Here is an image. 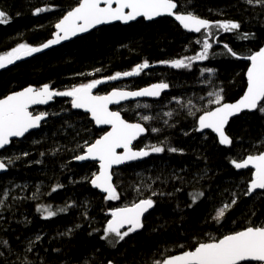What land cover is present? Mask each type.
Masks as SVG:
<instances>
[{"label": "trees", "instance_id": "trees-1", "mask_svg": "<svg viewBox=\"0 0 264 264\" xmlns=\"http://www.w3.org/2000/svg\"><path fill=\"white\" fill-rule=\"evenodd\" d=\"M175 2L180 13L213 23L234 21L241 28L231 33L211 29L218 38L209 41L213 47L208 59L193 62L190 70L173 69L162 62L197 55L203 48L197 41H203L205 30L199 35L190 34L169 17L102 27L45 54L0 68V98L29 86L39 89L47 84L65 91L96 79L105 80L94 89L98 95L138 90L161 82L169 85L157 101L129 102L117 108L127 121L139 122L149 129L137 146L162 145L165 152L152 153L144 161L114 171L119 199L113 201L88 182L98 173V164H80L74 159L107 129L97 127L89 114L72 108L69 97H57L48 108L32 110L35 114L47 112L49 119L38 132L0 150V159L13 161L0 176V202L5 205L0 209V241L8 242L7 246L0 243V264H22L25 258L32 264H154L192 250L198 243L264 225V194L245 195L253 171L236 170L230 163L264 151V114L256 110L233 119L227 130L233 140L231 146L220 145L211 132L195 130L196 118L217 106L208 103L212 99L209 92H220L223 103L244 95L251 62L243 57L264 48V5L248 4L246 0ZM79 3L80 0H0V11L9 19L0 25V57L21 45L38 47L51 40L55 24ZM39 8L48 10L36 14ZM245 33L254 38L240 39ZM225 44L241 58L231 55ZM145 61L150 67L139 75L106 79L133 71ZM205 68L213 72L202 75ZM177 99L184 102L183 107ZM189 100L195 116L188 114ZM138 103L151 107L137 108ZM167 112L173 115H164ZM144 115L153 119L143 121ZM151 128L160 131L148 142ZM170 147L181 151L169 152ZM57 184L63 188L52 192ZM5 192L7 199H3ZM197 192L204 196L190 207V193ZM233 194L237 203L217 222L213 219L215 213L225 203H231ZM145 198L153 199L155 205L145 217L143 229L115 247L101 239L111 211ZM69 204L72 206L67 212L49 220L42 219L36 211L38 205H51L57 210ZM68 229L72 230L70 235H62ZM37 235L43 239L35 241ZM109 239L114 241L112 236ZM33 241L32 251L27 252Z\"/></svg>", "mask_w": 264, "mask_h": 264}, {"label": "snow or ice", "instance_id": "snow-or-ice-1", "mask_svg": "<svg viewBox=\"0 0 264 264\" xmlns=\"http://www.w3.org/2000/svg\"><path fill=\"white\" fill-rule=\"evenodd\" d=\"M246 2L248 4L255 2L264 5V0H246ZM177 7L178 4L175 0H80L78 6L68 11L55 24V28L58 30L56 38L45 43L43 48H49L52 45L60 43L61 40H68L78 33L88 32L97 25L113 21L128 23L129 21L136 20L138 17L151 21L156 17L168 15L174 16L175 20L190 32L201 33L202 30H205L203 41H197L203 44L202 51L197 55L162 62L173 69L190 70L193 62L208 59L209 52L213 47V44L209 41H215L218 38L211 29L216 28L224 33H231L241 28L240 23L234 21L213 23L193 14H178L174 12ZM47 10V8H39L36 10V14ZM8 22L7 14L4 11H0V25L7 24ZM252 38L254 36H249L247 33L240 36L242 40ZM224 48L231 55L241 58L227 44L224 45ZM40 51H42V48L21 45L8 55L0 57V68H4L6 64L19 60L21 56L31 55ZM243 58L251 62V66L247 71L246 94L237 103H223V96L220 92H209L208 96L212 97V99L208 103L215 104L217 107L212 110H204L196 118L197 128L195 130L203 132L206 129H210L217 134L219 144L224 146H231L233 144L232 138L225 132V126L231 117L244 110H258L261 114H264V103H262L264 102V48L255 54ZM149 67L150 64L145 61L133 71L116 73L106 79L117 80L122 76H136ZM96 71H99V69ZM204 72L212 73L213 69H202L201 74L203 75ZM104 82L105 80L96 79L65 91L52 89L46 84L39 89L28 87L23 91L7 96L5 99H0V149H4L9 145L12 142V138L23 137L30 130L41 127V121L46 119L47 114H33L29 111L32 105L48 104L55 97H69L71 98L72 108L83 109L85 112L90 113L96 125H109L111 127V130L107 131L99 139H96L91 144H86L84 153L75 156L74 159L78 161H97L99 163V172L94 173L93 178L88 182L105 193L107 200H118L119 193L112 182L113 174L111 169L113 166L128 161L139 160L148 157L152 153H163L165 152V147L162 145H150L139 151L133 150V141L141 135L146 134L149 129L139 122H128L122 118L119 111H111L109 105L119 104L121 101L139 97L159 98L161 93L169 88V85L161 82L135 91L119 90L112 91L108 95H94L93 90ZM177 103L181 104L182 107L184 106V102L181 100L177 99ZM187 105L189 106L188 114L195 116V113L191 110L192 101L189 100ZM136 107L149 108L151 106L138 103ZM164 115L171 117L173 113L167 112ZM141 119L143 121H151L153 117L144 115ZM150 131L155 133L159 132L160 129L151 128ZM118 149H123V151L120 152ZM167 151L177 152L181 150L170 147ZM27 155L28 153H24V156ZM16 159H19V157H16ZM12 162V159H0V172L7 171ZM230 163L236 170L253 169L252 178L245 195L252 196L257 190H262V194H264V151H261L259 154H249L240 161L232 159ZM60 188H63V185L57 184L52 188V192H56ZM137 191L139 192L140 190L137 189ZM153 195H157V193L153 192ZM190 196L192 204L189 206L191 207L204 196V193H190ZM233 196L234 198L231 203H225L222 208L217 210L213 217L217 222H220L225 217L226 212L237 203L235 194ZM7 198L8 193H3V199ZM154 205L155 201L153 199L145 198L133 203L130 207L118 208L111 211V219L107 222L104 229L105 234L101 239L108 241L110 245L115 247L116 243L124 241L130 234L144 227L142 218ZM71 206L69 204L66 207L53 210L51 205H38L36 211L41 214L42 219L49 220L56 217L59 213L67 212ZM4 207L5 205L0 202V209ZM76 227H79V225ZM122 229L126 230L121 231ZM71 231V229H68L62 235L68 236ZM110 236L114 238V241L109 239ZM42 239L43 237L40 235L35 237V241ZM35 241L29 243V246L26 248L27 252L32 251V244ZM0 243L5 246L8 245L6 240L0 241ZM55 251L59 252L60 249H55ZM2 256L3 253L0 252V257ZM248 262L264 264V225L259 227L249 226L245 230L224 235L220 239L198 243L192 250L184 251L180 255L172 256L163 261L156 260L154 264H248ZM22 264H32V262L25 258ZM109 264H112V262L109 261Z\"/></svg>", "mask_w": 264, "mask_h": 264}, {"label": "water", "instance_id": "water-1", "mask_svg": "<svg viewBox=\"0 0 264 264\" xmlns=\"http://www.w3.org/2000/svg\"><path fill=\"white\" fill-rule=\"evenodd\" d=\"M78 6V5H77ZM115 6V5H114ZM74 9V8H73ZM72 9V10H73ZM174 12L175 13H178V14H185L186 15V13H180V12H178V7H177V9H175L174 10ZM67 14V13H66ZM65 14V15H66ZM165 17H169V18H171V19H173L176 23H178L182 28H183V26L178 22V21H176L175 20V18H174V16H168V15H163V16H160V17H156V18H154L153 20H151V21H149V20H147L146 18H143V17H138L136 20H134V21H129L128 23H124L123 21H113V22H111V23H107V24H102V25H97L96 27H94V28H91L88 32H84V33H78L77 35H75V36H73V37H71L70 39H68V40H61L60 41V43H58V44H55V45H52V46H50L49 48H46V49H44L43 48V45L45 44H42V45H40V46H38L39 48H42V51H40V52H36V53H32L31 55H24V56H21V58L19 59V60H15L12 64H18V63H21V62H24V61H27V60H30V59H32V58H35V57H37V56H39V55H42V54H45V53H47V52H49V51H51V50H53V49H56V48H59V47H61V46H63V45H66V44H68V43H70V42H72V41H74V40H76V39H78V38H81V37H83V36H86V35H88V34H90V33H92L93 31H95V30H97V29H100V28H102V27H106V26H112V25H116V24H121V25H124V26H126V25H130V24H132V23H135V22H137V21H139V20H141V19H144L145 21H147V22H153V21H156V20H158V19H161V18H165ZM63 18V17H62ZM200 18V17H199ZM56 29V28H55ZM184 29V28H183ZM185 31H187L188 33H190V34H194V35H199V34H201L204 30H202L201 31V33H195V32H190V31H188L187 29H184ZM58 30L56 29V32H57ZM56 32H55V34L53 35V38L51 39V40H54L55 38H56ZM50 41V40H49ZM48 41V42H49ZM48 42H46V43H48ZM152 86V85H151ZM151 86H147V87H151ZM29 87H34V86H29ZM28 87H26V88H24V89H22V90H20V91H23V90H25V89H27ZM34 88H36V87H34ZM51 88V87H50ZM146 88V87H145ZM37 89V88H36ZM141 89H143V88H141ZM138 90H140V89H138ZM247 90V89H246ZM20 91H17V92H13V93H11V94H9V95H12V94H15V93H18V92H20ZM94 91V90H93ZM115 91H119V90H115ZM123 91H135V90H123ZM168 91V89H166V90H164L162 93H161V96L159 97V98H153V97H139V98H132V99H129V100H125V101H121L119 104H111V105H109V109L111 110V111H118V110H116V108L117 107H121V106H123L124 104H127V103H129V102H135V101H144V100H150V101H157V100H159L162 96H163V94L164 93H166ZM111 93V92H110ZM110 93H108V94H110ZM93 94L94 95H98V94H95L94 92H93ZM108 94H104V95H108ZM246 94V91H245V93H244V95ZM9 95H7V96H9ZM243 95V96H244ZM7 96H5V97H3V98H0V99H5ZM242 96V97H243ZM241 97V98H242ZM55 98H57V97H55ZM55 98H53V100L52 101H50L48 104H43V105H32L30 108H29V111L30 112H32V110L33 109H36V108H47V107H49L53 102H54V100H55ZM240 98V99H241ZM239 99V100H240ZM239 100H237V101H234V102H228V103H237ZM263 103V102H262ZM217 107V106H216ZM214 109V108H213ZM76 110H78V111H81V112H84V113H86V114H89V116H90V118H91V114L90 113H87V112H85L83 109H76ZM256 110H253V111H249V110H244V111H242V112H240L239 114H237V115H235V116H233V117H231L230 119H229V122H228V124L225 126V132H226V134H228L227 133V130H228V126H229V124H230V122L233 120V119H235V118H237V117H239V116H241V115H243L244 113H247V112H249V113H253V112H255ZM120 112V111H119ZM121 113V112H120ZM121 116H122V118H124L123 117V115L121 114ZM48 119V115L46 116V119L45 120H42L41 121V126H42V124H43V122L44 121H46ZM125 119V118H124ZM91 120L95 123V121L91 118ZM126 120V119H125ZM128 122H130V121H128ZM130 123H136V122H130ZM96 124V123H95ZM97 127H99V128H105V129H107V131H110L111 130V127L109 126V125H96ZM145 126V125H144ZM146 127V126H145ZM41 128V127H40ZM40 128H38V129H33V130H30L28 133H26L23 137H14V138H12V142L14 141V140H22V139H24L25 137H27L29 134H31V133H33V132H36V131H38V130H40ZM147 128V127H146ZM106 131V132H107ZM105 132V133H106ZM203 132H212L210 129H206V130H204ZM148 133V132H147ZM147 133L146 134H143V135H141L138 139H136L135 141H133V143H132V148H133V150H135V151H139V150H141V149H138V148H136V144L142 139V138H145L146 137V135H147ZM213 134H215L216 135V137H217V139H218V136H217V134L216 133H214V132H212ZM11 142V143H12ZM11 143L9 144V145H7L4 149H6V148H8V147H10V145H11ZM4 149H0V150H4ZM118 151H120V152H122L123 151V149H118ZM150 157V155L148 156V157H145V158H142V159H139V160H134V161H128V162H125V163H123V164H120V165H114L113 166V168L111 169V171H112V174H113V172L116 170V169H120L121 167H124V166H127V165H131V164H133V163H136V162H141V161H144V160H146V159H148ZM76 162H78V163H80V164H83V163H97L98 164V167H99V163L97 162V161H92V160H86V161H78V160H76ZM251 168H249V170H250ZM243 170H248V169H243ZM243 170H240V171H243ZM252 171H253V169H251ZM7 171H3V172H0V176H2V175H4L5 173H6ZM98 172H99V170H98ZM112 182H113V184H114V186H115V180H114V175H113V177H112ZM93 187V186H92ZM94 189H96V190H98L101 194H103L104 196L106 195L105 193H103L101 190H99V189H97V188H95V187H93ZM259 191H261V190H257V192H259ZM257 192H255V193H257ZM255 193H253V194H255ZM130 206H132V205H128V206H123V207H130ZM123 207H119V208H123ZM118 209V208H117ZM154 209V207L152 208V209H150L148 212H146L145 214H144V217L142 218L143 219V224H144V219H145V217L152 211ZM111 219V218H110ZM143 229V228H142ZM246 229V228H245ZM245 229H242V230H245ZM126 229H122L121 231H125ZM141 230V229H140ZM140 230H138V231H140ZM242 230H240V231H242ZM137 231V232H138ZM234 233V232H233ZM231 234V233H230ZM183 252H179V253H176V254H173V255H171V256H168V257H166L165 259H167V258H170V257H172V256H176V255H180V254H182ZM164 259V260H165ZM248 263H254V262H248ZM109 264V263H108ZM112 264H115V263H113L112 262Z\"/></svg>", "mask_w": 264, "mask_h": 264}, {"label": "rangeland", "instance_id": "rangeland-1", "mask_svg": "<svg viewBox=\"0 0 264 264\" xmlns=\"http://www.w3.org/2000/svg\"><path fill=\"white\" fill-rule=\"evenodd\" d=\"M155 134H156V135H155ZM158 134H159L158 132L152 133V134H151L152 138H151V139L148 138V142L153 141V138H155V136H158ZM25 138H26V137H25ZM25 138H24V139H25ZM24 139H22L21 141H23ZM137 144H138V143H137ZM137 144H136V148L139 147V146H137ZM6 149H7V148H6ZM138 149H141V150H142V149H144V147H142V148H138ZM116 170H118V169H116ZM116 170H115V171H116ZM113 175H114V172H113ZM105 196H106V195H105ZM123 206H126V205L123 204V205H121V206H119V207H123ZM119 207H117V208H119ZM221 208H222V207H221ZM219 209H220V208H219ZM227 212H229V211H227ZM227 212H226V213H227ZM215 214H216V213H215Z\"/></svg>", "mask_w": 264, "mask_h": 264}, {"label": "flooded vegetation", "instance_id": "flooded-vegetation-1", "mask_svg": "<svg viewBox=\"0 0 264 264\" xmlns=\"http://www.w3.org/2000/svg\"><path fill=\"white\" fill-rule=\"evenodd\" d=\"M94 92V91H93ZM95 93V92H94ZM56 99V98H55ZM55 101V100H54ZM146 101H148V100H146ZM48 108V107H47ZM118 108V107H117ZM117 108H116V110H117ZM38 109V108H37ZM105 129V128H104ZM212 133V132H211ZM148 134V133H147ZM30 135V134H29ZM215 135V134H214ZM147 136V135H146ZM216 136V135H215ZM143 139V138H142ZM141 139V140H142ZM138 148H141V147H138ZM137 163V162H136ZM251 170V169H250ZM244 171V170H243ZM262 192V190L261 191H259V192H257V193H261ZM256 194V193H255ZM254 195V194H253ZM248 264H258V262H254V263H248Z\"/></svg>", "mask_w": 264, "mask_h": 264}, {"label": "bare ground", "instance_id": "bare-ground-1", "mask_svg": "<svg viewBox=\"0 0 264 264\" xmlns=\"http://www.w3.org/2000/svg\"><path fill=\"white\" fill-rule=\"evenodd\" d=\"M36 109H37V108H36ZM33 110H35V109H33ZM32 113L35 114L33 111H32ZM41 113H46V114L48 115V119H49V114H48L47 112H41ZM38 114H40V113H38ZM48 119H47V120H48ZM47 120H46V121H47ZM46 121H44L43 124H44ZM43 124H42V125H43ZM41 127H42V126H41ZM40 129H41V128H40ZM38 131H39V130H38ZM38 131H36V132H38ZM33 133H35V132H33ZM140 141H141V140H140ZM142 147H144V146H142ZM142 147H141V148H142ZM145 148H146V146L144 147V149H145ZM243 159H244V158H243ZM115 187H116V186H115Z\"/></svg>", "mask_w": 264, "mask_h": 264}]
</instances>
